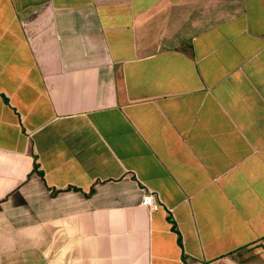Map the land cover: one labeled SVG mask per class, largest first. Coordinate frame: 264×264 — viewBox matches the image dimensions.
<instances>
[{
	"label": "crops",
	"instance_id": "obj_1",
	"mask_svg": "<svg viewBox=\"0 0 264 264\" xmlns=\"http://www.w3.org/2000/svg\"><path fill=\"white\" fill-rule=\"evenodd\" d=\"M0 264H264V0H0Z\"/></svg>",
	"mask_w": 264,
	"mask_h": 264
},
{
	"label": "built area",
	"instance_id": "obj_2",
	"mask_svg": "<svg viewBox=\"0 0 264 264\" xmlns=\"http://www.w3.org/2000/svg\"><path fill=\"white\" fill-rule=\"evenodd\" d=\"M158 197L152 189H146L141 196L140 204L148 209H156L159 205Z\"/></svg>",
	"mask_w": 264,
	"mask_h": 264
}]
</instances>
